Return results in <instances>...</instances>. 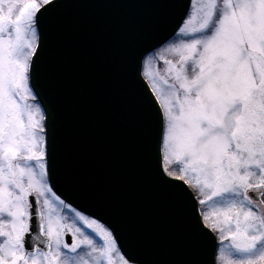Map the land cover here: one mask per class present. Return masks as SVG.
<instances>
[{
  "label": "snow or ice",
  "instance_id": "snow-or-ice-1",
  "mask_svg": "<svg viewBox=\"0 0 264 264\" xmlns=\"http://www.w3.org/2000/svg\"><path fill=\"white\" fill-rule=\"evenodd\" d=\"M100 6L147 10L118 78L163 238L80 187L66 41ZM0 264H264V0H0Z\"/></svg>",
  "mask_w": 264,
  "mask_h": 264
},
{
  "label": "water",
  "instance_id": "water-1",
  "mask_svg": "<svg viewBox=\"0 0 264 264\" xmlns=\"http://www.w3.org/2000/svg\"><path fill=\"white\" fill-rule=\"evenodd\" d=\"M146 15L147 10L121 6H100L83 14L81 31L66 41L69 72L64 103L84 193L117 215L133 235L146 227L163 238L166 211L134 178L118 78L123 49Z\"/></svg>",
  "mask_w": 264,
  "mask_h": 264
}]
</instances>
